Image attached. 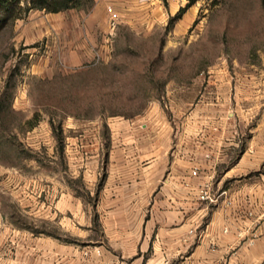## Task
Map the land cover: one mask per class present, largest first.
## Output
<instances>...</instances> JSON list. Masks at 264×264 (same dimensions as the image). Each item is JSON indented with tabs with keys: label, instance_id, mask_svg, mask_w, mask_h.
<instances>
[{
	"label": "rangeland",
	"instance_id": "1",
	"mask_svg": "<svg viewBox=\"0 0 264 264\" xmlns=\"http://www.w3.org/2000/svg\"><path fill=\"white\" fill-rule=\"evenodd\" d=\"M30 2L0 12V264L36 237L97 246L101 191L125 164L112 153L144 125L184 130L205 103L230 111L240 135L244 122V137L264 120V0H196L180 19L190 0L124 1L77 63L68 36L83 37L95 1L57 14Z\"/></svg>",
	"mask_w": 264,
	"mask_h": 264
},
{
	"label": "crops",
	"instance_id": "2",
	"mask_svg": "<svg viewBox=\"0 0 264 264\" xmlns=\"http://www.w3.org/2000/svg\"><path fill=\"white\" fill-rule=\"evenodd\" d=\"M94 1L79 31L84 39L68 36L70 63L91 58L103 41L107 6L120 12L132 0ZM226 112L205 103L184 130L161 122L152 135L155 122L144 125L146 135L124 137L112 154L125 164L112 170L100 195L98 206L108 211L98 245L36 237L7 264H264V120L244 137L245 123L239 122L240 135ZM205 184L217 202L200 200Z\"/></svg>",
	"mask_w": 264,
	"mask_h": 264
},
{
	"label": "trees",
	"instance_id": "3",
	"mask_svg": "<svg viewBox=\"0 0 264 264\" xmlns=\"http://www.w3.org/2000/svg\"><path fill=\"white\" fill-rule=\"evenodd\" d=\"M195 1L190 0L188 6L182 8L176 18L180 19ZM93 3L94 0H31L30 5L27 7V12L37 9L57 14L69 10L83 9L92 6ZM17 6L18 0H0V12L8 11L11 14Z\"/></svg>",
	"mask_w": 264,
	"mask_h": 264
},
{
	"label": "built area",
	"instance_id": "4",
	"mask_svg": "<svg viewBox=\"0 0 264 264\" xmlns=\"http://www.w3.org/2000/svg\"><path fill=\"white\" fill-rule=\"evenodd\" d=\"M107 13L109 14V27L112 31H114L120 20V14L113 5L107 6ZM198 173L199 169H195L192 174L193 176H197ZM200 200L208 201L211 203H215L218 201V197H215L213 195L211 186L209 184H205L204 187H202L200 191Z\"/></svg>",
	"mask_w": 264,
	"mask_h": 264
}]
</instances>
